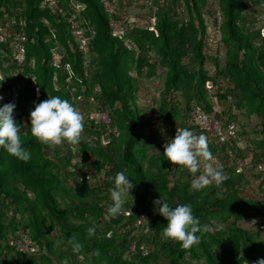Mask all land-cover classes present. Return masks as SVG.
<instances>
[{
	"label": "trees",
	"instance_id": "trees-1",
	"mask_svg": "<svg viewBox=\"0 0 264 264\" xmlns=\"http://www.w3.org/2000/svg\"><path fill=\"white\" fill-rule=\"evenodd\" d=\"M62 7L64 15L43 6L40 0H0V21L23 18L26 22V27L16 28L29 40L24 64H18L12 43L0 44V53H10L17 70L25 75H19L21 84L0 85V93L12 92L8 103L16 104L14 118L25 127L22 146L32 153L25 163L0 150V264H54L43 255L42 243L48 242L54 223L82 243V254L94 252L96 264H158L162 253L170 257L169 264H187L185 256L192 262L206 259L210 264H255L264 258V223L260 229L243 223L245 212L251 205L257 211L259 202L241 199L244 176L238 173L248 168L256 173V188L264 198V171H257L264 163V0H217V4L214 0H165L156 33L134 30L124 39L112 36L111 17L101 0H62ZM72 15L89 38L88 68L70 33ZM217 15L221 17L219 27ZM212 37L215 40L210 47ZM205 48L209 50L206 54ZM224 48L227 57L221 66ZM56 54L61 56L58 67L53 63ZM33 73L39 77L26 81ZM221 78L228 88L213 95L207 83ZM144 80H161L158 98L155 87L153 93L141 94ZM52 96L68 100L82 114L78 144L46 146L31 136L27 128L30 112ZM8 103L0 101V107ZM232 104L257 116L260 139L255 146L247 148L249 133L240 128V139L230 138L226 143L208 140L214 166L225 175L220 189L212 184L201 191L191 190L190 173L184 171L179 183L167 190L168 183L159 176L174 165L158 154L162 151H155L154 142L160 145L157 136L160 134L165 144L175 138L177 128L200 135L193 122L198 109L238 125L235 110L226 107ZM94 108L98 113L108 111L111 124H95L90 119ZM160 128L165 129L163 135ZM239 159L249 160L250 167L239 168ZM121 171L135 184L134 198L127 197L123 204L133 210L129 218H114L107 212L115 176ZM69 184L74 187L66 188ZM160 196L172 207L192 205L200 220L199 243L186 249L163 240L167 222L163 225L152 209ZM60 198L72 200L79 224L70 221L72 212L62 208ZM261 204L264 210V199ZM141 213L153 217L148 230L135 226ZM28 214L33 219L24 224ZM44 214L53 222L51 226ZM215 214H221L223 221L232 220L234 225L227 233L214 224ZM89 227L96 229L92 237L88 236ZM22 235L38 246L37 254L17 253L16 242ZM134 242L136 250L131 252ZM143 244L148 255L142 254ZM47 246L52 257L58 256L59 251L49 243ZM9 251L15 260H7Z\"/></svg>",
	"mask_w": 264,
	"mask_h": 264
},
{
	"label": "clouds",
	"instance_id": "clouds-1",
	"mask_svg": "<svg viewBox=\"0 0 264 264\" xmlns=\"http://www.w3.org/2000/svg\"><path fill=\"white\" fill-rule=\"evenodd\" d=\"M2 100L3 97L0 96V101ZM15 109V103L0 107V150L27 163L31 160L32 153L22 146V129L25 127L15 120ZM27 128H30L31 136L42 145H74L82 137L83 116L68 100L52 96L35 105L30 112V127ZM160 132L163 135L165 129L160 128ZM163 156L172 165L179 166L178 170H187L192 175L191 190L201 191L212 184L220 186L225 179L219 166H214L215 158L204 134L196 135L187 128H177L175 138L164 144ZM114 184L110 192L112 203L107 212L115 218L124 212L126 198L133 197L131 193L135 184L123 171L116 174ZM153 203L155 213L167 221L162 233L164 241L179 243L186 249L199 243L200 237L196 233L200 230V220L194 215L190 203L172 207L162 196ZM95 231V227H89L88 236L92 237ZM69 242L73 253L82 251L83 245L75 237ZM255 264H264V258L258 259Z\"/></svg>",
	"mask_w": 264,
	"mask_h": 264
},
{
	"label": "built area",
	"instance_id": "built-area-1",
	"mask_svg": "<svg viewBox=\"0 0 264 264\" xmlns=\"http://www.w3.org/2000/svg\"><path fill=\"white\" fill-rule=\"evenodd\" d=\"M41 4L47 8L53 9L61 15L65 14L64 8L62 7V0H40ZM102 6L105 12L111 17L110 28L112 36L118 39H124L127 33L134 30L148 31L156 33V26L158 22V13L164 7L165 0H101ZM183 13H186L185 8H181ZM118 17L119 19H116ZM185 22L189 21V17H185ZM216 23L218 27L221 25L220 15L216 16ZM70 33L75 40L76 46L79 51L85 56L84 67L88 68L91 63L89 56L90 43L87 37V32L78 22L77 16L72 15L69 18ZM17 27H26V22L23 18L19 21L15 19H8L6 21H0V44L12 43L14 48V56L18 64H24L27 59V51L29 40L25 35H22L16 29ZM94 34V33H93ZM214 37L210 38L208 45L212 47ZM126 46L130 48L128 42ZM208 48V47H207ZM205 48L204 53L206 54L209 50ZM61 56L55 55L53 59L54 66L60 65ZM221 88H228V83L224 79H220L217 83L214 81H208L207 89L213 95L217 94ZM3 97L2 103H8L12 100V92L0 93ZM40 94H37L39 97ZM78 100H81L79 97ZM95 124H111V116L108 111L105 112H93L90 115ZM194 125L198 129L199 133L207 136L208 140H215L216 142L226 143L230 138H239L238 131L239 127L235 123H225L222 120L217 119L214 116L203 113L201 110H196L194 117ZM237 166L239 168L250 167L249 160H237ZM257 171H264V163L258 165ZM125 218H129L133 215L132 209L124 208V212L120 214ZM153 223V217L141 213L140 218L135 226L144 227L147 230ZM133 233L134 230H132ZM133 235V234H132ZM17 253L23 255H31L38 252V246L33 243L32 239L28 235L20 236V239L16 242ZM136 250V243L131 245L130 251ZM143 255H148L149 249L145 244L141 246ZM20 264V263H16Z\"/></svg>",
	"mask_w": 264,
	"mask_h": 264
},
{
	"label": "rangeland",
	"instance_id": "rangeland-1",
	"mask_svg": "<svg viewBox=\"0 0 264 264\" xmlns=\"http://www.w3.org/2000/svg\"><path fill=\"white\" fill-rule=\"evenodd\" d=\"M214 1L217 4V0H214ZM226 53H227L226 48H224V50H222V54L220 55V58H219V64L221 66L225 65V63H226V57H227ZM20 74L25 75V73H22L21 71L17 70V65L15 64L11 54L8 52H5V51L1 52L0 53V83H1L0 85L8 84L10 82H13V83L16 82L17 84L19 82L21 84L20 76H19ZM36 74H34V73L29 74V78L28 79L25 78V79H27L26 81H29L30 79L36 80L37 77H39V75L38 74L36 75ZM90 74L95 75V71H90ZM132 77L134 78L135 76L132 75ZM143 82L145 84V87L148 88L149 90H147L144 87L141 94L144 93L145 95H147L148 92H150V91H152V93H153V89H154L153 87H155L156 89H158L157 90L158 94L155 93V95L157 94L156 98H158L160 96V87H161V83H162L161 80H159V81L158 80H151V81H145L144 80ZM161 90H162V88H161ZM226 107L227 108L230 107L233 110H235L236 114L238 115V121H239L238 127L240 128V130L245 129L249 133V137H248L249 142L247 143V148L250 150L251 147H253V145L255 146V144L258 142L257 140L260 139V135L256 134L258 132L257 130H259L258 129L259 120H258L257 116L248 115L246 110H239V108L235 107L234 104L226 106ZM96 110L94 108L91 110V112H95ZM181 113H182V110H181ZM157 137L159 139L160 145L157 146L158 143L154 142V144L157 147L155 151L157 153L159 151H162V152H159L158 154H163L165 141L160 134ZM255 141H257V142H255ZM253 142H254V144H253ZM178 167L179 166L174 165V168H172V169L166 168L164 170V172H166L165 177L163 176L164 172H163V174H161L159 176V179L161 181H163L162 180V177H163V179L166 180V183H168L167 190H169V188L173 189L175 184L179 183L178 181L182 177V173L184 171H187V170H178ZM251 172L252 171H250L249 168L246 170H242L240 172L238 171V173H240L239 175H241L243 173L242 175L244 176L243 185L241 186V187H243L244 193L241 195L242 196L241 199H243L245 202L246 201H249V202L250 201H257V202H259V208L256 211L255 208L251 205V207H252L251 210L248 212H245V214L243 215V219H244L243 223L245 225L244 227H248L250 224H252L253 226L256 225L255 227L260 229L262 227V224L264 223V210H263V207L261 204L264 198H263V195H261V193H259L257 191V188H256V177H255L256 173H254L255 174L254 175V174H252L253 172L252 173ZM197 175H199V174H197ZM190 177H191L190 178V180H191L193 178L191 174H190ZM221 185L217 186L218 190L220 189ZM71 186L72 185L69 184L66 188L70 189ZM72 187H74V186H72ZM73 201H74V199H73ZM60 202H61V206L64 210L72 212V216L70 217L71 218L70 221H72L75 224H79L81 222V220L74 217V216H76V210L73 206L74 203H71L72 200L71 199L64 200V199L60 198ZM152 209H155V206H153ZM44 215H45V221L48 223L47 226H51L53 224V222L50 221L49 218H47L46 214H44ZM220 215L217 216L215 214L213 216L214 224L216 225V227L218 229H220L222 231L223 234H225V233H227V229L230 227H233L234 224H233L232 220L228 221V222H227V220L223 221L221 219ZM26 219H28V220H26ZM32 219H33V217H31V215H29V214H28V216L25 215L24 224H26V221L29 224V221H31ZM159 220L162 222L163 225L165 222H167L162 216ZM54 224H55L54 225L55 227L50 228V231H49L50 233L47 235L48 242L42 241V243L44 244L43 250L45 251V253H43V255L45 254V256L52 258L54 264H96L94 259H93L95 256L94 252L82 254V251H81L78 254L73 253L71 244L69 242L73 237L71 238L70 233L67 232L69 230L64 231L60 225H57L56 223H54ZM259 231H261V230H259ZM48 243L51 245V247L53 248V250L55 252L59 251L58 256L52 257L51 254L49 252H47L46 248L48 247L47 246ZM155 248H156V246H155ZM69 251H71V252L69 253ZM87 252H88V250H87ZM65 253H67V254H65ZM15 259H16L15 255L9 251L8 256H7V260L12 261ZM169 259H170V257H168L167 254L162 253V255L158 258L156 263H158V264H169ZM184 259L187 261V264H210V263H207L208 261L206 259H203L202 261H198V262H192V260H190V258L186 257V256L184 257ZM182 263L185 264L186 262L182 261ZM100 264H106V263L100 262Z\"/></svg>",
	"mask_w": 264,
	"mask_h": 264
},
{
	"label": "crops",
	"instance_id": "crops-1",
	"mask_svg": "<svg viewBox=\"0 0 264 264\" xmlns=\"http://www.w3.org/2000/svg\"><path fill=\"white\" fill-rule=\"evenodd\" d=\"M231 228V227H230ZM246 264H248V263H246Z\"/></svg>",
	"mask_w": 264,
	"mask_h": 264
}]
</instances>
